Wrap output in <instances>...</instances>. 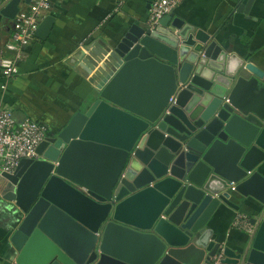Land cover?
<instances>
[{
  "label": "water",
  "instance_id": "obj_1",
  "mask_svg": "<svg viewBox=\"0 0 264 264\" xmlns=\"http://www.w3.org/2000/svg\"><path fill=\"white\" fill-rule=\"evenodd\" d=\"M23 1L0 0V32ZM115 53L92 106L3 176L23 216L15 263L264 264V123L228 96L245 60L174 14L153 31L131 25ZM242 207L255 231L232 247L213 221Z\"/></svg>",
  "mask_w": 264,
  "mask_h": 264
},
{
  "label": "crops",
  "instance_id": "obj_2",
  "mask_svg": "<svg viewBox=\"0 0 264 264\" xmlns=\"http://www.w3.org/2000/svg\"><path fill=\"white\" fill-rule=\"evenodd\" d=\"M244 0H187L174 15L211 35L229 54L245 65L229 90L231 104L264 123V0H249L248 15L238 13ZM151 0H65L54 2L45 17H56L46 42L38 39L24 49L18 74L9 81L0 71V106L11 108L18 121L31 118L50 127L52 134L63 129L80 111H87L100 91L121 67L115 53L127 29L144 25ZM22 2L20 11L28 8ZM13 21L3 24L0 53L11 42ZM8 58L14 54L5 53ZM6 89H2L3 85ZM6 182L0 181V264H16L10 239L23 219L14 205L3 199ZM238 214L251 220L242 207L226 210L214 218L215 237L234 247L249 235L234 230Z\"/></svg>",
  "mask_w": 264,
  "mask_h": 264
},
{
  "label": "built area",
  "instance_id": "obj_3",
  "mask_svg": "<svg viewBox=\"0 0 264 264\" xmlns=\"http://www.w3.org/2000/svg\"><path fill=\"white\" fill-rule=\"evenodd\" d=\"M64 1L31 0L26 10L18 13L13 21L11 42L5 46V51L0 53V71L6 81L18 74L19 63L24 59V49L37 39L39 25L54 2ZM186 1L151 0L146 22L147 29L153 31L162 19L174 14ZM6 52L14 54V57H6ZM6 86L4 84L2 89H6ZM175 99V96L171 98L170 105L175 103ZM52 135L48 125L31 118L18 121L11 108L0 106V181L5 182L3 176L13 174L22 160H40L37 149ZM231 190H235V184L231 185ZM232 228L249 236L255 231V226L249 217L243 214L236 216ZM221 257L222 254L217 255V258Z\"/></svg>",
  "mask_w": 264,
  "mask_h": 264
}]
</instances>
